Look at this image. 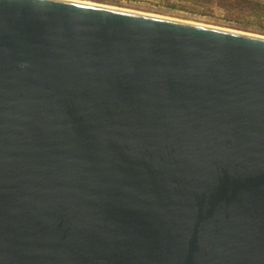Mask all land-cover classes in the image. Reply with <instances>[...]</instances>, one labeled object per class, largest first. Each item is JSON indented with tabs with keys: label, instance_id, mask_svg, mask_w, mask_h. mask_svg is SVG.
Masks as SVG:
<instances>
[{
	"label": "water",
	"instance_id": "95a60500",
	"mask_svg": "<svg viewBox=\"0 0 264 264\" xmlns=\"http://www.w3.org/2000/svg\"><path fill=\"white\" fill-rule=\"evenodd\" d=\"M0 264H264V35L0 0Z\"/></svg>",
	"mask_w": 264,
	"mask_h": 264
},
{
	"label": "rangeland",
	"instance_id": "374dc122",
	"mask_svg": "<svg viewBox=\"0 0 264 264\" xmlns=\"http://www.w3.org/2000/svg\"><path fill=\"white\" fill-rule=\"evenodd\" d=\"M264 35V0H88Z\"/></svg>",
	"mask_w": 264,
	"mask_h": 264
},
{
	"label": "bare ground",
	"instance_id": "6f19581e",
	"mask_svg": "<svg viewBox=\"0 0 264 264\" xmlns=\"http://www.w3.org/2000/svg\"><path fill=\"white\" fill-rule=\"evenodd\" d=\"M82 1H88V0H82ZM90 2V1H89ZM93 2V1H92ZM93 3H95V2H93ZM100 4H102V3H100ZM105 5H107V4H105ZM124 9H127V8H124ZM128 10H131V9H128ZM135 11V10H134ZM138 12H141V11H138ZM144 13H146V12H144ZM149 14H152V13H149ZM155 15H157V14H155ZM159 16H162V15H159ZM162 17H170V16H162ZM173 18H175V17H173ZM178 19H180V18H178ZM184 20V19H183ZM187 21H191V20H187ZM192 22H198V21H192ZM200 24L202 23V22H199ZM204 24H206V25H211V26H217V25H212V24H207V23H204ZM218 27H221V26H218ZM221 28H226V27H221ZM227 29H231V28H227ZM233 30H236V29H233ZM238 30V29H237Z\"/></svg>",
	"mask_w": 264,
	"mask_h": 264
}]
</instances>
